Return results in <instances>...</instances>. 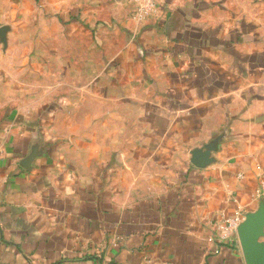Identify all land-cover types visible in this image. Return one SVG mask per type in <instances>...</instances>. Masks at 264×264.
Masks as SVG:
<instances>
[{"label": "crops", "instance_id": "crops-1", "mask_svg": "<svg viewBox=\"0 0 264 264\" xmlns=\"http://www.w3.org/2000/svg\"><path fill=\"white\" fill-rule=\"evenodd\" d=\"M157 3L67 24L46 63L0 14V264H249L236 213L264 243V17Z\"/></svg>", "mask_w": 264, "mask_h": 264}, {"label": "rangeland", "instance_id": "rangeland-1", "mask_svg": "<svg viewBox=\"0 0 264 264\" xmlns=\"http://www.w3.org/2000/svg\"><path fill=\"white\" fill-rule=\"evenodd\" d=\"M155 1V9L158 4V0ZM165 1V0H160ZM200 2L204 0H198ZM213 5H216L220 9L226 10L230 16L239 18H248L251 16L264 17V0H209ZM122 4V5H121ZM132 10L130 16L139 22L147 20L151 14L140 18L137 13V4L135 0H13L10 7L5 6L0 8V14L12 15L15 13L20 19L14 23H10V30H14V36L11 39H5V47L10 50L21 48L25 49L36 46V52H42L41 60L39 63H46V57L44 56V50L50 45L53 47L65 46L62 42V34L67 31L66 25L73 22H81L86 24V16L93 18L99 16L105 20L106 18H114L118 14L124 13V8L128 7ZM30 16H36L35 23L29 22ZM133 19V18H132ZM53 21V23H50ZM114 21V20H111ZM96 23L97 24L99 23ZM87 25V24H86ZM95 26V28H96ZM18 27V28H17ZM87 27V26H86ZM4 29V28H3ZM52 32L53 41L50 40V36L45 33L46 31ZM91 30L90 33H94L95 29ZM5 31V29H4ZM6 31H8L6 29ZM34 31V32H32ZM30 33H32L31 36ZM89 33V34H90ZM34 34V35H33ZM94 36V34H91ZM80 39V38H79ZM78 39V40H79ZM12 41V43H11ZM68 45L72 48L83 46L82 42H77L76 39H68ZM54 65L57 64L56 60H52ZM55 70V76L59 74ZM59 77V76H58Z\"/></svg>", "mask_w": 264, "mask_h": 264}, {"label": "water", "instance_id": "water-1", "mask_svg": "<svg viewBox=\"0 0 264 264\" xmlns=\"http://www.w3.org/2000/svg\"><path fill=\"white\" fill-rule=\"evenodd\" d=\"M236 231L246 262L264 264V243L258 241L262 233V214L247 215Z\"/></svg>", "mask_w": 264, "mask_h": 264}, {"label": "built area", "instance_id": "built-area-1", "mask_svg": "<svg viewBox=\"0 0 264 264\" xmlns=\"http://www.w3.org/2000/svg\"><path fill=\"white\" fill-rule=\"evenodd\" d=\"M137 4V13L140 18H144L147 15H150L155 10V1L154 0H135ZM263 193L262 188L257 191V194ZM245 220V216L239 213H236L232 217L226 218L220 224L222 231L221 239L230 237V235L235 232L238 226ZM215 239L212 237L210 241L215 242ZM217 242H219L216 239ZM217 251V250H215Z\"/></svg>", "mask_w": 264, "mask_h": 264}]
</instances>
